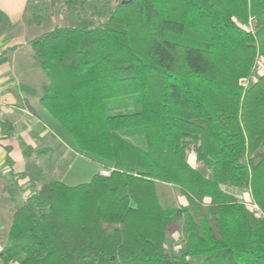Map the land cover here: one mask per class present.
<instances>
[{"label":"trees","instance_id":"trees-1","mask_svg":"<svg viewBox=\"0 0 264 264\" xmlns=\"http://www.w3.org/2000/svg\"><path fill=\"white\" fill-rule=\"evenodd\" d=\"M54 4L28 0L24 22ZM60 12L28 45L49 80L40 102L78 154L71 167L90 174L21 202L8 190L4 264H264V217L226 189L264 214V72L251 80L264 0H63Z\"/></svg>","mask_w":264,"mask_h":264},{"label":"crops","instance_id":"crops-1","mask_svg":"<svg viewBox=\"0 0 264 264\" xmlns=\"http://www.w3.org/2000/svg\"><path fill=\"white\" fill-rule=\"evenodd\" d=\"M27 1L0 0V96L4 101L0 120L10 121L12 128L4 137L0 126V252L6 243L12 212L8 190L13 192L19 186L20 198L16 195V201L21 202L33 187H38L34 186V178L46 177L43 156L48 148L54 153L57 148H69L73 161L78 155L67 146L59 124L46 116L40 102L49 80L31 57L28 41L36 35L28 34L31 28L23 19ZM238 192L236 196L240 198ZM0 264H4L1 256Z\"/></svg>","mask_w":264,"mask_h":264},{"label":"rangeland","instance_id":"rangeland-1","mask_svg":"<svg viewBox=\"0 0 264 264\" xmlns=\"http://www.w3.org/2000/svg\"><path fill=\"white\" fill-rule=\"evenodd\" d=\"M62 1L63 0H55V4L49 10L52 12L53 16L50 18L47 17L46 20L43 21L41 24H29L31 29H28L27 31L29 33L28 32L27 33L31 35H37L45 30L51 29L55 23H59V24L64 23L63 22L64 19H62L59 16V14H61L60 9L62 7ZM29 49L31 50L30 46ZM263 72H264V61L260 59L258 65H256L251 80H253L255 77H257L259 74ZM46 116L54 119L48 111H46ZM61 131L65 134L66 140L68 142L67 146L69 147V145L70 146L73 145V140L71 136L67 132H65L64 129H61ZM127 139H129L131 142H133L136 145L143 144V138L141 136L129 137ZM47 148L48 147H46V149ZM63 150H64L63 147H61L60 150H58L57 148L56 152L54 153L48 148V151H46V156H43L46 157V177H41V178L35 177L34 186H39L40 184L47 182L50 179H64V181H66L67 183H78L88 179L91 166L88 163L78 159L75 161L73 167H71L73 163L72 160L73 157L71 154L73 153H71L69 148H66V151ZM188 161L192 165L197 166V168L201 172H203L206 175H209V170H207L203 164L200 163L197 164L192 154L188 155ZM77 166L79 167V169H76ZM66 168L67 171H69V173L68 176L64 177L65 175L64 171L66 170ZM102 171L103 173L108 172V170L106 169H103ZM226 189L231 193L237 195L238 190L236 188L228 186L226 187ZM238 194L241 200L245 202L250 200L248 191L240 190ZM16 195L18 196L19 193H16ZM19 198L20 197L18 196L17 199ZM181 201L184 202V199H182ZM184 238H185L184 226H183V222L180 221L177 224H175L174 227L169 232L168 244L174 249H179L183 245Z\"/></svg>","mask_w":264,"mask_h":264},{"label":"built area","instance_id":"built-area-1","mask_svg":"<svg viewBox=\"0 0 264 264\" xmlns=\"http://www.w3.org/2000/svg\"><path fill=\"white\" fill-rule=\"evenodd\" d=\"M247 29L249 30H253V27H252V24L251 22L249 21L248 24L245 26ZM260 59L257 60L256 64H255V68H256V65H258V62H259ZM245 85L248 84V80L244 83ZM4 104V101L3 99L1 98L0 96V117L2 116L3 114V105ZM247 205L249 206V208L258 216H261V217H264V214L261 212L260 208L258 207V205L253 202V201H247ZM10 264H17L16 262H10Z\"/></svg>","mask_w":264,"mask_h":264},{"label":"water","instance_id":"water-1","mask_svg":"<svg viewBox=\"0 0 264 264\" xmlns=\"http://www.w3.org/2000/svg\"><path fill=\"white\" fill-rule=\"evenodd\" d=\"M128 0H123V2L125 3V2H127Z\"/></svg>","mask_w":264,"mask_h":264}]
</instances>
